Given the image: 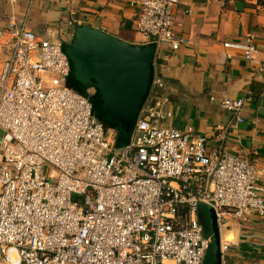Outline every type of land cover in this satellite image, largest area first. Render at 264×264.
I'll list each match as a JSON object with an SVG mask.
<instances>
[{
    "label": "built area",
    "instance_id": "1",
    "mask_svg": "<svg viewBox=\"0 0 264 264\" xmlns=\"http://www.w3.org/2000/svg\"><path fill=\"white\" fill-rule=\"evenodd\" d=\"M178 3L139 2L132 27L153 46L151 77L120 146L67 84L71 62L53 32L14 16L0 26V264H202L211 235L199 204L213 210L225 264L230 222L264 221V168L210 148L191 126L162 124L171 112L155 56L186 43L172 29ZM224 45L254 65L251 34ZM250 96L219 104L242 121Z\"/></svg>",
    "mask_w": 264,
    "mask_h": 264
},
{
    "label": "crops",
    "instance_id": "2",
    "mask_svg": "<svg viewBox=\"0 0 264 264\" xmlns=\"http://www.w3.org/2000/svg\"><path fill=\"white\" fill-rule=\"evenodd\" d=\"M139 2L0 0V26L14 16L35 34L43 35L48 29L66 43L74 25L86 24L134 45L140 40L132 27ZM172 29L186 43L175 50L163 44L155 56L164 83L159 93L167 96L171 112L165 125L191 126L207 136L210 148L240 155L264 168V70L251 73L255 64L264 63V0H179L173 8ZM248 33L256 45L254 65L239 48L224 45L239 43ZM247 92L250 100L239 111L242 121H236L219 99ZM258 182L264 185V174ZM200 220L205 222L202 212ZM230 225L233 233L224 236L232 237L225 264H264V221L252 215Z\"/></svg>",
    "mask_w": 264,
    "mask_h": 264
},
{
    "label": "water",
    "instance_id": "3",
    "mask_svg": "<svg viewBox=\"0 0 264 264\" xmlns=\"http://www.w3.org/2000/svg\"><path fill=\"white\" fill-rule=\"evenodd\" d=\"M72 34L71 40L63 43V51L72 63L75 84L95 88L96 103L105 121L116 124L118 135L125 137L147 89L153 46L132 45L86 24L74 25ZM209 225L216 250L212 264H220L213 210Z\"/></svg>",
    "mask_w": 264,
    "mask_h": 264
},
{
    "label": "trees",
    "instance_id": "4",
    "mask_svg": "<svg viewBox=\"0 0 264 264\" xmlns=\"http://www.w3.org/2000/svg\"><path fill=\"white\" fill-rule=\"evenodd\" d=\"M140 46H142V45H140ZM62 49H64V44L63 43H62ZM71 70H72V63H71V67H70V73H69L68 78H67V84L70 87H72L74 90H76L77 92H79L80 94L83 93V94H86L87 95V97L89 99V102L92 104V108H91L92 109V112H93L94 116L97 119L101 120L106 125H110V126H113V127L116 128V124L107 123L105 121V119H104V113L100 110V107H99L98 103H96L95 92L93 94H88V92L85 90L84 86L79 87L78 85H76L75 82H74V79L71 76ZM150 77H151V70H150L149 77H148V84H149V81H150ZM148 84H147V87H148ZM142 97L140 98L139 102L141 101ZM126 138H127V135H125V137H120L118 135V133H117L116 134L115 144L117 146L123 145V143L125 142ZM198 213L200 215V213H201V210L200 209H199ZM201 225L203 226L204 231L207 234L209 232L208 227L210 225L208 226L205 222H203V223L201 222ZM211 243H212V241H210V244L209 245H211ZM202 264H204V259H203Z\"/></svg>",
    "mask_w": 264,
    "mask_h": 264
},
{
    "label": "rangeland",
    "instance_id": "5",
    "mask_svg": "<svg viewBox=\"0 0 264 264\" xmlns=\"http://www.w3.org/2000/svg\"><path fill=\"white\" fill-rule=\"evenodd\" d=\"M85 90L88 91L89 93L91 92V88L89 89L87 87V89H85ZM166 120L163 121V123H162L163 125H165ZM199 209L201 210V212L203 213V216L205 217V223L209 226V223H210L211 217H212L211 208L207 207L206 205L199 204ZM208 230L211 233V227L210 226L208 227ZM215 257H216V250H215V246L212 242L211 245H209V247L205 253L204 264H212V262L215 260Z\"/></svg>",
    "mask_w": 264,
    "mask_h": 264
},
{
    "label": "flooded vegetation",
    "instance_id": "6",
    "mask_svg": "<svg viewBox=\"0 0 264 264\" xmlns=\"http://www.w3.org/2000/svg\"><path fill=\"white\" fill-rule=\"evenodd\" d=\"M71 38H72V37H71ZM70 40H71V39H70ZM70 40H69V41H70ZM69 41H68V42H69ZM87 87H88L89 89L91 88V92H90V93L87 91L88 94H93V93L95 92V88H94V87H91V86H89V85H84V88H85V89H87Z\"/></svg>",
    "mask_w": 264,
    "mask_h": 264
}]
</instances>
